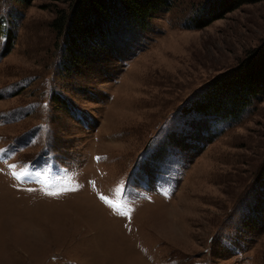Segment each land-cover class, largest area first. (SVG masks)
I'll list each match as a JSON object with an SVG mask.
<instances>
[{"label": "rangeland", "instance_id": "1", "mask_svg": "<svg viewBox=\"0 0 264 264\" xmlns=\"http://www.w3.org/2000/svg\"><path fill=\"white\" fill-rule=\"evenodd\" d=\"M214 1L78 51L77 0H0V264H264V98L198 102L264 46V0L197 25Z\"/></svg>", "mask_w": 264, "mask_h": 264}, {"label": "trees", "instance_id": "2", "mask_svg": "<svg viewBox=\"0 0 264 264\" xmlns=\"http://www.w3.org/2000/svg\"><path fill=\"white\" fill-rule=\"evenodd\" d=\"M173 0H77L73 10L56 21L58 30L64 25L71 35L70 48L83 51L90 42L106 39L114 31L132 25L146 27L149 19ZM261 0H215L199 17L197 25L222 17L242 4ZM200 97L204 113L225 119H236L254 101L264 98V46L255 50L238 67L222 74Z\"/></svg>", "mask_w": 264, "mask_h": 264}, {"label": "snow or ice", "instance_id": "3", "mask_svg": "<svg viewBox=\"0 0 264 264\" xmlns=\"http://www.w3.org/2000/svg\"><path fill=\"white\" fill-rule=\"evenodd\" d=\"M53 194H55V193H53Z\"/></svg>", "mask_w": 264, "mask_h": 264}]
</instances>
